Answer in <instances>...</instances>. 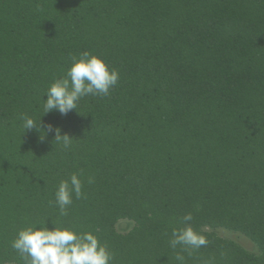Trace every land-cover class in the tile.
Segmentation results:
<instances>
[{
    "label": "trees",
    "instance_id": "obj_1",
    "mask_svg": "<svg viewBox=\"0 0 264 264\" xmlns=\"http://www.w3.org/2000/svg\"><path fill=\"white\" fill-rule=\"evenodd\" d=\"M84 51L117 86L42 115ZM20 113L71 150L22 133ZM74 172L84 196L61 217L54 193ZM187 213L209 243L186 264H264V0H0V264H22L12 240L44 222L93 232L112 264H176L170 214ZM119 219L136 225L118 235ZM228 224L260 254L200 231Z\"/></svg>",
    "mask_w": 264,
    "mask_h": 264
},
{
    "label": "clouds",
    "instance_id": "obj_2",
    "mask_svg": "<svg viewBox=\"0 0 264 264\" xmlns=\"http://www.w3.org/2000/svg\"><path fill=\"white\" fill-rule=\"evenodd\" d=\"M69 59L71 64L64 76L56 79L47 88L41 101L42 115L56 111L61 116H66L70 111L77 109L82 98L106 97L110 95V90L117 86L118 71L110 69L107 63L96 55L84 51L79 57L70 56ZM41 116L34 119L20 113L18 118L22 121V133L35 128L39 132V139L43 141L46 128L47 132H54V140L61 144L65 151H70L72 139L66 134L62 136L60 129L53 128L51 124L43 126ZM87 182L94 183V177L89 176ZM82 189L83 181L75 172L67 179L60 180L54 193V204L59 209V216L68 215L73 196L76 199L84 196ZM192 220V214L187 213L182 217L184 227L172 230L169 246L174 250L176 264H186L184 253L192 257L194 251L206 247L209 243L205 235L194 230ZM52 225L49 229L44 222L42 225L28 226L17 232L11 247L18 253L22 264H112L114 253L107 244H101L93 232H78L63 225ZM178 247L180 250L175 251Z\"/></svg>",
    "mask_w": 264,
    "mask_h": 264
},
{
    "label": "rangeland",
    "instance_id": "obj_3",
    "mask_svg": "<svg viewBox=\"0 0 264 264\" xmlns=\"http://www.w3.org/2000/svg\"><path fill=\"white\" fill-rule=\"evenodd\" d=\"M55 114L60 115L58 112H55ZM170 216H171L170 217L171 221L174 222L177 228H179L180 225L184 226V223L180 220L181 217H179V215L170 214ZM135 225L136 222L133 219H119L114 225L115 232L118 235H126L130 233V231L134 228ZM200 231L205 232L206 235L215 237L216 239L223 240L226 242H232V244L236 245L240 249H243L246 253L249 254L251 253L252 255L260 254V250L257 247V245H254V243L251 242L250 238L245 232L236 229L234 230L230 225L222 226V227H216V226L201 227ZM171 233L172 232H169L170 239H171ZM3 264H15V263L5 262Z\"/></svg>",
    "mask_w": 264,
    "mask_h": 264
}]
</instances>
